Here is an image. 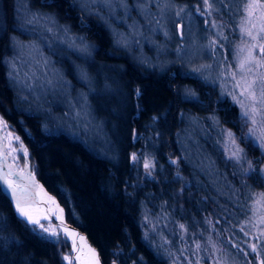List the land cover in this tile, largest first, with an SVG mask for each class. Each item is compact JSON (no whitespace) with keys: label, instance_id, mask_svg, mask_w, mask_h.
<instances>
[{"label":"trees","instance_id":"1","mask_svg":"<svg viewBox=\"0 0 264 264\" xmlns=\"http://www.w3.org/2000/svg\"><path fill=\"white\" fill-rule=\"evenodd\" d=\"M177 1L203 4L202 0ZM210 1L208 17L223 35L225 47L229 48L241 16L258 37L257 46L264 44V31L257 25L259 18L264 21V8L252 10L251 17L247 10L250 3L264 5V0ZM34 16L52 19L76 34L90 47L93 60L123 66L119 79L128 87L126 103L122 110L118 101L108 103L113 112L102 122L104 138L87 140L73 121L69 128L59 126L50 117L56 109L49 104L51 97L45 96L43 105H34L16 94L12 79L19 65L16 52L27 47H18L24 41L36 42L39 30L34 28ZM72 64L68 59L53 63L62 76L57 79L62 88L76 85L77 66ZM203 80L177 64L160 72L136 64L116 48L103 22L95 14L83 12L74 0H0V116L27 148L35 178L57 199L66 221L86 234L102 264H170L143 234L142 213L153 217L160 207L184 226L187 235L201 236L202 227L208 229L226 245L229 256H235L233 264H261L264 260V236L254 238L261 252L259 262L254 254L243 258L241 248L226 241L227 237L236 239L232 231L248 222L258 206L259 192L264 193V183L255 174L244 172L249 161L264 171V149L256 142L260 134L246 137L248 122L238 106L222 93L219 83ZM93 108L96 119L104 118ZM257 110L255 119L261 131L264 115L259 114L263 112L259 106ZM61 111L71 112L64 105ZM187 122L199 127L194 136L203 144L204 157L194 156L191 146L184 144ZM133 127L139 133L136 139ZM223 129L238 138L242 162L233 161L229 151L218 144ZM141 156L154 166L146 170ZM19 159L23 162L24 156L19 154ZM204 162L210 164L211 174L202 170ZM0 216L6 217L0 222V264H66V237L59 233L57 242H49L35 225L16 217L2 193Z\"/></svg>","mask_w":264,"mask_h":264},{"label":"rangeland","instance_id":"2","mask_svg":"<svg viewBox=\"0 0 264 264\" xmlns=\"http://www.w3.org/2000/svg\"><path fill=\"white\" fill-rule=\"evenodd\" d=\"M74 1L83 12L95 14L106 25L116 48L136 64L155 72L177 64L186 72L202 77L205 82L219 83L217 85L222 93L229 96L238 106L242 119H247L246 137H248L247 134L249 136L261 134L258 123L255 126V132L249 134V128L254 126L251 123V115L244 117V112L246 110L251 112L250 108L259 106L263 111L259 114L264 115V104L260 102L261 90L264 89V55H261L258 46L252 47L253 44L257 45V41L247 36L246 31H241L242 28H248L243 16L239 17L237 31H234L231 45L229 44L227 48L221 40L223 35L212 26L214 21L208 17L211 9L205 8L203 0L202 5L185 4L177 0ZM209 3L211 4L210 0ZM182 8L184 11L177 16L176 13ZM40 18L33 17L34 28L36 31L39 30L37 37L34 38L36 42L30 44L31 41H24L23 45L18 47H27L24 51L16 52L17 60H15L19 65L12 76L16 84V94L34 105H43L45 96H49L51 97L49 104L57 109L50 113V117L57 120L59 126L69 128L70 122L73 121L81 133H86L87 140L104 138L102 122L107 121L106 117H111L113 112L108 103L112 100L118 101L121 110L126 103L128 87L119 79L123 66L111 62H106L107 65H105L93 60L90 56V47H86L80 37L68 33L67 29L52 19L44 21ZM257 25L258 28L261 26L264 29L262 18H259ZM213 40L217 43L210 47V42ZM250 50L251 59H248ZM67 57L77 66L76 72L82 76L80 82H84L83 86L68 84L62 88L58 83L57 79H62V76L53 63L60 60L63 62L64 58L66 61ZM245 60L248 62L241 70L239 65ZM194 69H200V71L194 72ZM233 72L236 73L235 77L232 75ZM253 81L255 83L252 90L257 97L255 105L247 93L241 95L246 84H251ZM238 82L239 87H237ZM63 105L71 112L68 114L60 112ZM93 106L104 115V118L96 119ZM5 124L7 127L3 130V136L7 151L9 152L11 148L19 149L21 141L11 138L17 135L8 123L5 122ZM185 125L183 131L186 133L187 141H184V144L191 146L194 156L204 157L203 144H198L194 136V132L199 127L191 122ZM211 125L214 128L217 127L216 122H211ZM229 132L232 133L223 129L222 138L218 140V144L229 151L233 161L242 162L243 159L237 160L232 156L236 148L242 149V146L234 133L229 137ZM138 134L136 132L134 137L138 138ZM232 139H235V144L231 143ZM259 140L258 137V141L256 140L258 146ZM19 154L24 156L21 151L12 155L17 157V165L24 167L25 158L21 162ZM141 157L143 160L148 159L144 158L145 156ZM209 165L204 162L201 168L211 174ZM182 186L185 187L186 183H182ZM262 220H264V201L258 204L254 212L251 211L247 223L243 222L241 228L232 231L236 239L227 237L226 241L233 243V247L237 245L241 248L243 258L246 257L245 252H251L250 246L255 244L254 238L264 236ZM141 221L145 238L152 241L153 246L160 250L159 253L168 257L170 264H233L235 256H229L230 252L226 245L218 238L216 240L212 237L208 229L202 227L201 236L187 235L184 226L182 228V224L163 207L157 209L153 217L144 211ZM41 224L45 228H57L52 221H42ZM35 228L40 234L46 237L49 235L42 232L40 225H35ZM57 230L58 234L61 233L58 228ZM254 255L256 257V254Z\"/></svg>","mask_w":264,"mask_h":264},{"label":"snow or ice","instance_id":"3","mask_svg":"<svg viewBox=\"0 0 264 264\" xmlns=\"http://www.w3.org/2000/svg\"><path fill=\"white\" fill-rule=\"evenodd\" d=\"M203 3L205 5L206 9H211V4L209 3V0H203ZM256 8H264V5L258 4L256 2L250 3L247 6L248 10V16L251 17L253 14L254 9ZM184 9H180L176 15L179 16L181 12H183ZM197 11H200V9H197ZM211 13L209 12V15ZM213 27H217L215 23L212 25ZM241 31H246L247 35L251 37L253 40H257V36H253L252 31L249 29L242 28ZM261 31H264V29H261ZM217 43L216 40H213L210 42V47L215 46ZM259 49L261 55H264V44H259ZM253 48L257 47L256 44L252 45ZM178 56L180 55V50H177ZM248 59H251V50L249 51V57ZM248 61H241L239 67L242 70L244 68L245 63ZM194 72H199L200 69H194ZM233 77H235L236 73H232ZM255 82L253 81L251 84H246V86L242 89L241 95H244V93H247L248 96L251 98L253 105L257 102L256 93L252 90L253 84ZM237 87H239V82L237 83ZM139 90H137V95L139 96ZM262 104H264V89L261 90V101ZM243 106V105H242ZM257 108L253 106L251 108V123L254 126L253 128H249V134H252L255 132V126L257 125V121L255 119L257 115ZM244 117H249V112L246 110L244 112ZM155 119V118H154ZM0 126L7 127L6 124H4L2 121H0ZM11 136V134H9ZM229 137L232 136V133H228ZM12 139L16 141H20V138L18 136L11 137ZM250 138V137H249ZM260 148L264 149V126H261V134H260ZM232 144H235V139H232ZM10 147V144H9ZM21 151L24 154L25 158V165L23 168L17 167V157L12 155L13 153ZM242 153L243 149H240L239 147L236 148V150L232 153V156L235 157L237 160L242 159ZM7 155H12L13 162L11 164L7 163V156L3 157L4 163L0 165V193H2L7 199H9L10 203L14 206V214L18 219H20L22 222L26 220L27 223L33 224V225H40L43 233H48L49 235L45 237V239L49 240V242L55 243L57 242L54 240V237H58V230L56 227H48L45 228L43 224H41L40 217H36L32 214L31 208L32 205L24 198L22 195L23 192L27 191L26 185L23 184V181L27 180L29 182H34V173L30 171L31 166L27 162L28 157V150L26 147L23 146V143L20 142L19 149L17 148H11V150L8 152ZM132 159L135 161L137 159L135 153L132 156ZM174 163V162H173ZM154 165L152 162L148 159H145L144 162V168L147 170ZM245 174L247 175H253L255 174L258 179L261 180L262 183H264V171H260L253 167V164L251 161L248 163V168L244 170ZM51 199V198H50ZM261 201H264V193H261L258 195L257 203L259 204ZM62 212V210H61ZM58 219L62 220V217H57ZM6 220V217L0 216V222H3ZM264 223V220L261 221ZM183 228V225H181ZM243 231V229H241ZM35 231V229H33ZM65 233H68L69 235H75L74 233L70 232L67 228L63 229ZM247 235V233H245ZM84 238L81 237V240ZM199 247V245H198ZM214 247V246H213ZM251 253H245V255L249 254H256L257 258L259 259L261 256V252H258L257 245L252 244L251 246ZM75 250V247H74ZM89 252L92 253L93 257L95 256V252L93 249L89 247ZM64 260L68 262V264H72V261L69 256H65ZM77 260H79V256L77 257ZM261 264H264V260L261 261Z\"/></svg>","mask_w":264,"mask_h":264},{"label":"bare ground","instance_id":"4","mask_svg":"<svg viewBox=\"0 0 264 264\" xmlns=\"http://www.w3.org/2000/svg\"><path fill=\"white\" fill-rule=\"evenodd\" d=\"M105 27H106V25H105ZM67 59L73 63V61L70 60L68 57H67ZM64 60H65V58H64ZM12 66L14 67V64ZM81 77L82 76L80 74H78V73L75 74V78H76L75 83L78 86L84 85L83 81L80 82ZM0 121H2L5 124V122L1 116H0ZM4 128L5 127L0 126V165H2L4 163V161H3L4 156H7V163L8 164H11L13 162L12 157L10 155H7L8 151H7L5 139L3 136ZM133 138L136 139V137H133ZM189 161L191 162L192 159H189L188 162ZM196 165H197V167L199 166L197 162H196ZM17 167L23 168V167H20L18 165H17ZM23 184L28 186V187H27V191L23 192L22 195L32 205L31 211H32V214L34 216H36V217H48L49 215H54V216L62 217V218L65 217L64 210L61 212V207L59 206L57 199H55V197L52 194H50L41 183L38 182V180L35 178V175H34V182H29V181L25 180V181H23ZM12 208H13V206H12ZM13 210H14V208H13ZM44 221H50V220L46 219ZM63 235L65 237L68 236L70 238L69 251L63 254V260H64L65 256H69L71 261H72V264H102L101 259L99 257V254H98L97 250H95L96 248L92 245L95 248L94 249L86 241V239L81 240V236H79L78 234L69 235L68 233L63 232ZM74 247H75V250H74ZM89 247L94 250V252H95L94 257L92 255V253L89 252V250H88ZM78 256H79V260H77ZM64 262L66 264H68V262H66L65 260H64Z\"/></svg>","mask_w":264,"mask_h":264},{"label":"water","instance_id":"5","mask_svg":"<svg viewBox=\"0 0 264 264\" xmlns=\"http://www.w3.org/2000/svg\"><path fill=\"white\" fill-rule=\"evenodd\" d=\"M136 134V128L133 127L132 129V136L134 137ZM56 199V198H55ZM59 203V202H58ZM13 206V205H12ZM59 206L61 207V210L63 211V208L62 206L59 204ZM14 208V206H13ZM50 220V221H53L57 228L59 229V231L61 233H63V229L67 228L70 232L74 233V234H78L79 236L83 237L84 239H86V241L91 245L90 241L88 240L87 236L85 233H83L80 229H78L76 226H73L71 224H69L66 220H65V217L61 219H58L57 216H54V215H49L48 217H40V220L41 221H44V220ZM26 222V220H25ZM29 224V223H28ZM32 225V224H31ZM66 239L70 242V238L67 236ZM92 246V245H91ZM93 247V246H92ZM94 248V247H93ZM95 249V248H94ZM96 250V249H95Z\"/></svg>","mask_w":264,"mask_h":264}]
</instances>
